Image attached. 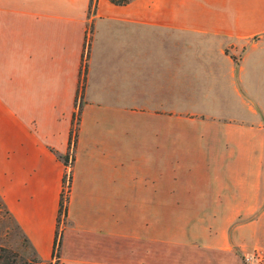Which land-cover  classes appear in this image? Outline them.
<instances>
[{
    "label": "crops",
    "instance_id": "0c3cea01",
    "mask_svg": "<svg viewBox=\"0 0 264 264\" xmlns=\"http://www.w3.org/2000/svg\"><path fill=\"white\" fill-rule=\"evenodd\" d=\"M88 4L0 0L8 213L42 261L242 264L232 243L264 217V103L237 85L264 78L245 65L264 50V0ZM258 211L231 237L221 216H166Z\"/></svg>",
    "mask_w": 264,
    "mask_h": 264
},
{
    "label": "rangeland",
    "instance_id": "374dc122",
    "mask_svg": "<svg viewBox=\"0 0 264 264\" xmlns=\"http://www.w3.org/2000/svg\"><path fill=\"white\" fill-rule=\"evenodd\" d=\"M102 25L100 22H96L94 24L92 30L93 31H101ZM87 31H91V27L87 26ZM154 31V30H149ZM256 39V38H255ZM261 47V45H260ZM240 58V54L236 56V59ZM264 50L263 49H256L250 50L245 62V65L248 70V66H251L252 71H259L260 75H264ZM258 59V60H257ZM260 59V60H259ZM255 61L257 64H260V67L255 69ZM262 62V63H261ZM255 69V70H254ZM251 73V72H250ZM244 76V80L246 84L243 86L240 84L237 85L240 92H243L245 98L248 102H254L253 97L256 96L258 99L262 98L264 103V78H262L260 82L259 79H255V74L249 77V74ZM252 77L254 79H252ZM255 80V81H253ZM246 91L249 92L246 93ZM253 96V97H252ZM264 139L261 136V140ZM262 152L264 154V148L262 147ZM262 191H264V164L262 165ZM70 183V182H69ZM70 187V186H69ZM64 203L67 201L63 198ZM262 207H264V202L262 203ZM6 207L4 206L3 202L1 205L0 201V264H27L29 263L30 259L33 257V250L31 249L30 245L26 241L25 237L21 234L20 230L17 228L16 224L14 223L11 215L6 212ZM262 211L253 212V213H239V212H227V213H189V212H178V213H166L167 215H172L182 224L186 223V220L191 217L192 215H197L198 219L200 218H208L214 217L219 219L218 216L222 217V220L227 219L230 223L229 227V234H231L233 230L244 223H248L254 220ZM222 214V215H221ZM263 214V213H261ZM201 220V219H200ZM213 220V219H212ZM65 221V217L61 215L60 222ZM60 224V223H59ZM260 227L252 228L248 234L244 236L242 242L239 243V240L232 243L236 252L240 256L242 264H264V217L262 218ZM254 235V238L251 236ZM238 239V237L233 238ZM250 258V262H247L245 259Z\"/></svg>",
    "mask_w": 264,
    "mask_h": 264
},
{
    "label": "trees",
    "instance_id": "16d2710c",
    "mask_svg": "<svg viewBox=\"0 0 264 264\" xmlns=\"http://www.w3.org/2000/svg\"><path fill=\"white\" fill-rule=\"evenodd\" d=\"M105 1H107L108 3H110V4L114 5V6H117V7H123V6H126V5L130 4L134 0H105ZM97 3H98V0H89V4H88V15H91V14L95 13V10H96V7H97ZM59 158H61V157H59ZM62 159H63L64 163L67 164V157L62 158ZM0 201H1V205H2L1 198H0ZM6 212L8 213L7 210H6ZM61 215H63L64 217L66 216V203H64L62 197H61L60 203H59L58 223H60V217H61ZM14 223L16 224L15 221H14ZM16 226H17V224H16ZM17 228L19 229L18 226H17ZM21 234H22V232H21ZM56 235H57V233H56ZM23 237H24V235H23ZM59 246H60V241L59 240L58 241L55 240L54 247L55 248L57 247V249H58ZM33 254L34 255H33L32 259H30L29 263H27V264H59L58 254L55 253V252L53 253L52 259L50 261H42V260L38 259V257L35 255L34 250H33Z\"/></svg>",
    "mask_w": 264,
    "mask_h": 264
},
{
    "label": "built area",
    "instance_id": "2783aa9c",
    "mask_svg": "<svg viewBox=\"0 0 264 264\" xmlns=\"http://www.w3.org/2000/svg\"><path fill=\"white\" fill-rule=\"evenodd\" d=\"M70 178H69V174H66L65 178H64V189L62 191V197L66 199V196L69 192V186H70ZM247 262H250V258H246L245 259Z\"/></svg>",
    "mask_w": 264,
    "mask_h": 264
}]
</instances>
